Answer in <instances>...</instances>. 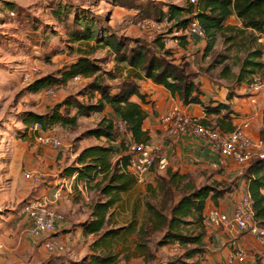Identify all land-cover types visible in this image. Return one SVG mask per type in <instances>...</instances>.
<instances>
[{"label": "trees", "instance_id": "trees-1", "mask_svg": "<svg viewBox=\"0 0 264 264\" xmlns=\"http://www.w3.org/2000/svg\"><path fill=\"white\" fill-rule=\"evenodd\" d=\"M114 7L123 8L132 12L141 20L149 18L156 22L167 20L172 23L173 29L184 30L194 20H198L205 30L206 41L205 56L213 52L219 37H222L224 44H229V49L236 48L238 52L244 51L243 58L237 57L235 64L239 68L237 73L232 71V66L226 65L221 72L222 78H234L238 84H251L254 75L264 76V51L261 46V38L264 37V0H199L197 5L190 4L187 0L184 6L175 4L155 3L151 0H109ZM13 11L17 7L13 3L8 4ZM63 15L71 14L73 21L70 25L69 42L83 44L88 47H78V57L64 65L54 76H45L35 80L25 89L31 93L56 89L67 85L76 76L91 78V82L81 91L80 96L88 102L79 100V96H70L62 102L43 113L28 112L22 116L27 128L34 123H41L44 130L55 126L75 129L80 124L81 118H89L95 114L108 112L100 121L97 127L89 129L86 136L94 137L106 142V144L91 145L83 149L75 161V165L65 169L64 176L72 177L77 175V183L74 186L94 188L98 190L107 200L96 201L91 209L88 220L81 224L83 233L86 236H97L92 244L93 254L77 264H119V256L112 252L116 238L120 236L121 229H107L115 205L119 202L121 193L129 191L138 181L130 169V158L127 154L126 137L138 142L148 143L152 141L150 132L144 129V122L147 113L144 105L152 104L146 95L142 94L139 81L149 79L153 83L163 86L170 94L177 97L183 105H200L207 118L200 120L204 126H211L226 132L236 129L231 118L228 104L209 99L204 101L205 93L201 88V82L196 74L190 73L187 63H178L171 59L170 51L165 50L164 41L155 37L153 43L138 40L125 39L106 30L102 24V16L94 11H78L75 7L67 4L63 7ZM62 12L54 11L55 15ZM235 19L240 26L230 25L228 21ZM182 47L189 44V36H181ZM200 39V38H199ZM94 42L95 45H91ZM109 48L117 63L116 69L124 65L128 74L117 91L105 84L101 77L102 67L100 62L91 57L97 47ZM156 49L163 53H157ZM90 51V52H89ZM227 62L224 57L220 62ZM101 72V73H100ZM114 79L112 72L107 74ZM115 91V92H114ZM134 96L139 97L140 103L132 100ZM231 98V95H229ZM95 101V102H94ZM62 108L66 111L63 113ZM225 112L223 117L216 118L212 122V116ZM117 120H121L127 132L125 136L117 126ZM264 141V140H263ZM119 158L114 161V158ZM197 164V163H196ZM264 166V159L257 155L245 165L242 178L247 179V188L254 201L255 220L264 227V174H261ZM155 174L169 177L168 184L184 185V192L181 198L171 207L169 215L163 214L161 209L151 203H147L148 222L140 229V242L137 246V254L145 255L148 251L144 235L152 231H160L166 228L165 242H178L186 247L193 245L192 249H185V257L188 259L197 258L206 253V210L209 203L219 207V202L228 193L233 192L231 183L219 180L220 190L207 185L197 186L190 180L189 173H180L169 165L165 171L160 172L157 168L152 170ZM167 184L162 185L165 194L172 195ZM83 192V191H82ZM171 192V193H170ZM218 209V208H216ZM148 226V227H147ZM193 226V231L189 230ZM148 228V229H147ZM131 229V226L128 230ZM105 230V231H104ZM151 230V231H150ZM186 230V232H185ZM187 232H191L187 234ZM97 250H105L103 254H96ZM163 264H184L180 257L172 259Z\"/></svg>", "mask_w": 264, "mask_h": 264}, {"label": "rangeland", "instance_id": "rangeland-1", "mask_svg": "<svg viewBox=\"0 0 264 264\" xmlns=\"http://www.w3.org/2000/svg\"><path fill=\"white\" fill-rule=\"evenodd\" d=\"M151 1L182 6L186 2V0ZM9 3L15 4L17 10L13 11L8 5ZM67 4L74 9L76 7L78 11L89 10L98 13L105 23L101 27H106V30L109 28L114 34L125 39H138L153 43L152 35L161 38L165 43V50L170 51L173 56L171 59L177 60L178 63H187L188 71L198 76V80L202 81L201 85H209L214 90H223L226 97L233 95L232 89L238 83L234 81V78H222L221 72L226 65H230L232 71L237 73L239 68L233 65L238 59L237 57H244L245 52H238L236 48L230 50L229 44H224L222 37L218 38L213 52L205 56L206 41L204 39L193 37L188 46L184 48L180 39L184 35L173 29L172 23L158 22L161 23L159 27L153 29L154 20L149 18L141 20L126 9L114 7L109 0H0V168L8 167L10 169L19 164L26 165L27 160L33 159L31 154L37 151L39 154H47L49 157H53L54 161H61L58 165L64 175L65 169L75 165L77 155L83 149L100 143L106 144L104 141L85 134L89 129L98 126L109 109L105 113L82 118L79 126L75 129L56 126V133L61 137L63 143L60 149L40 148L34 137L24 132L25 125L22 116L25 113L46 112L70 96H79L80 101L88 102L87 99L80 96V93L91 82V78H84L83 82L80 83L69 81L67 85L53 89L57 97H54L56 99L53 100L45 91L31 93L25 90L35 80L49 75L55 76L61 67L75 60L78 57V47L88 51L85 43L80 46V44L69 42L73 16L71 14L65 16L62 12L63 7ZM59 10L62 14L55 15L54 11ZM144 22L146 27L142 28L141 24ZM260 42L264 51V37L261 38ZM91 45L93 46L95 43L92 42ZM156 52L163 53L158 49ZM91 57L100 62L102 67V74L100 75L105 80V84L117 91L127 76L128 70L123 69L124 65H120V68L116 69L117 63L109 48H100L99 46L91 54ZM224 57H227V62L222 64L220 62ZM109 72L115 75L114 79L107 75ZM30 73L33 80L25 82L24 75ZM249 87L250 85L247 84L248 89ZM51 97L53 98V96ZM65 111L66 109L62 108V112ZM122 133L125 136V132ZM118 158L119 156H116L114 161ZM53 166L51 165V167ZM60 169L57 168V171ZM21 172L24 177L23 169ZM188 173L190 180L197 186L207 185L214 188L215 191L222 188L216 184L217 181L221 180L218 178L220 177L218 169L192 170ZM1 174L2 171L0 170ZM168 182L169 177L167 175L162 176L151 172L144 182H137L129 191L121 193L120 200L113 209V216L105 227V230H122L112 248V252L119 256V264H163L177 257H180L184 264H200L196 257L188 259L184 255L185 249H192L194 248L193 245L183 247L178 242L164 243L166 241L164 236L167 233L165 227L160 231L149 232L147 230L144 238L148 251L143 256L137 254V246L142 242L140 229L148 225L147 203L161 209L163 214L169 215L171 207L185 191L186 181H183L182 184L173 185L168 184ZM164 184H167L165 187L172 191V195L165 194L166 192L162 188ZM79 187L73 188L71 193L66 191L64 197L68 195L73 203L82 202L80 206L83 213L85 212L84 209L90 210L96 201L107 200L98 190H93L94 188L88 187L86 189L82 185ZM21 205L22 202L18 204V206ZM87 217L88 214L86 213L81 216L82 219ZM130 226L131 229L128 230ZM188 229L193 231L194 227L189 226ZM24 230L26 229L22 231ZM22 231L18 232L20 237L15 245L17 251L11 253L10 264H77L78 261L82 262L83 257L80 254L83 251L84 255L86 254V248H83V251L78 249V253H76V247L72 249L71 246H68L64 252L51 254L41 245L38 247H41L42 253L38 255V258L36 257L35 262H32L30 252L25 249L31 245L28 239L27 241L23 240ZM189 233L191 232H187V234ZM51 238L66 244L65 234H62V237L59 234L52 235ZM83 247L85 246L83 245ZM89 250L94 252L92 248ZM104 252L106 251L97 250L96 254H103Z\"/></svg>", "mask_w": 264, "mask_h": 264}, {"label": "crops", "instance_id": "crops-1", "mask_svg": "<svg viewBox=\"0 0 264 264\" xmlns=\"http://www.w3.org/2000/svg\"><path fill=\"white\" fill-rule=\"evenodd\" d=\"M228 24L240 26V23L233 18L228 21ZM200 82L202 83V81ZM138 84L142 94L146 95L147 100L152 102V104L144 105L147 113L144 129L150 132L151 142L162 147L169 165L180 173H188L192 170L218 169L220 173L218 178L231 183L233 192L226 194L220 200L219 207L210 202L206 214L210 209L218 208L232 218L242 197L249 194L247 179L242 178L245 165H240L232 159L222 157L214 152L207 139L189 131L183 134H172L167 131L166 126L162 123L163 115L174 105L179 106L185 114L200 119L207 118L202 106L183 105L163 86L157 85L149 79L141 80ZM201 88L205 93L204 101L213 99L229 105L230 112H232V123L236 128L247 124L248 127L244 130L253 142L264 140V94L257 95V103L253 104L250 99L251 91L247 88L246 83L240 84V86L239 84L235 85L232 89L234 93L231 98L230 96L226 97L223 90H214L209 85H201ZM132 100L140 103L137 96H134ZM224 113L212 116L211 121L215 123V119L223 117ZM38 145L40 148L49 149L47 146ZM262 152L264 153V147ZM31 158L33 159L27 160L26 165L19 164L10 169L8 167L0 168L2 171L0 175V245L6 250L0 249V264H10L11 253L17 251L15 245L20 237L18 232L23 229H26L21 232L23 240L27 241L28 239L31 245L25 249L30 252L32 262H35L36 257L38 258V255L42 253L41 247H38L42 245V242L29 236L28 231L31 228V223L27 215L22 213V209L32 199L50 196L56 185L65 177L58 165L61 161H54L53 157H49L47 154H39L37 151L31 154ZM51 165L54 166L51 167ZM57 168L60 170L57 171ZM22 169L24 172L43 171L48 174L47 180L41 185L35 186L24 179ZM261 174H264V166ZM261 192L264 194V188ZM20 202L22 205L18 206ZM80 203L82 202L73 203L67 195L53 205V208L64 217L62 221L58 222L57 232L54 235L59 234L62 237V234H65L67 249L68 246H71L72 249L76 247V253H78V249L83 251L86 248V254L84 255V251L80 254L83 257L81 261H83L93 254L89 249L92 248L96 236H86L83 233L81 224L90 218L91 209H84V213L88 214V217L82 219L81 216L84 213ZM205 225L207 230L206 253L199 259L200 264H229L231 259H234L232 264H264V244L251 233L240 231L233 223L220 228H216L207 222ZM240 252L245 255L244 262L237 260V255Z\"/></svg>", "mask_w": 264, "mask_h": 264}, {"label": "built area", "instance_id": "built-area-1", "mask_svg": "<svg viewBox=\"0 0 264 264\" xmlns=\"http://www.w3.org/2000/svg\"><path fill=\"white\" fill-rule=\"evenodd\" d=\"M188 2L197 5L199 0H188ZM164 22L169 23L167 20L161 23ZM161 23L154 21L152 23L153 29H157ZM141 27H146L145 22L141 24ZM176 31L190 38L196 37L201 39L206 34L198 20H194L186 29ZM154 37L155 35L151 36L152 39ZM32 80L31 73L24 75L25 82H31ZM83 80L84 77L81 76H76L72 79L74 83H80ZM249 90L251 91V103L256 104V96L264 94V76H254ZM54 92L53 89H48L46 94L54 98L56 97ZM200 120L198 117L183 113L177 105L171 106L162 117V123L170 133L183 134L188 131L195 133L207 139L214 152L222 157L232 159L240 165H246L256 155L260 159H264V153L262 152L264 141L259 140L253 142L245 133L244 129L248 127L247 124L236 128L232 132H226L220 129H214L211 126H204L200 123ZM117 126L120 131L127 132L126 125L121 120H117ZM55 128L56 126L46 131L41 123H34L27 128V131L34 137L38 144L60 149L63 143L61 137L56 133ZM126 142L127 154L131 156L130 169L139 183L144 182L154 168L163 172L169 166L168 158L164 155L163 149L159 145L153 142L138 143L129 138ZM47 177L48 174L43 171L24 172V178L35 186L44 183ZM76 183L77 175L63 177L50 196L47 195L32 199L22 209V213L27 215L31 223V228L28 231L29 236L41 241L43 247L51 254L67 250L63 242H58L51 238L57 232L58 222L64 218L62 214L53 208V205L64 197L66 191L72 192ZM205 222L216 228L233 223L240 231L251 233L264 244V227L260 226L255 220L254 201L250 194L242 197L232 218L221 210L212 208L207 213ZM2 248L3 246L0 245V249ZM237 260L244 262L245 255L240 252L237 255ZM233 262L234 259L229 260V264Z\"/></svg>", "mask_w": 264, "mask_h": 264}]
</instances>
